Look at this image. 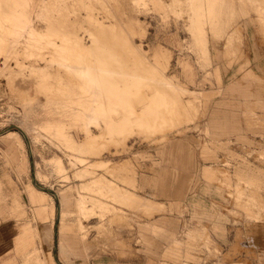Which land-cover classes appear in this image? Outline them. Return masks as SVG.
<instances>
[{
	"label": "rangeland",
	"instance_id": "374dc122",
	"mask_svg": "<svg viewBox=\"0 0 264 264\" xmlns=\"http://www.w3.org/2000/svg\"><path fill=\"white\" fill-rule=\"evenodd\" d=\"M252 32L264 47V0H0V135L30 161L0 148V264H264ZM32 182L57 206L46 258L39 236L17 239L40 223ZM115 184L157 207L119 201Z\"/></svg>",
	"mask_w": 264,
	"mask_h": 264
},
{
	"label": "crops",
	"instance_id": "0c3cea01",
	"mask_svg": "<svg viewBox=\"0 0 264 264\" xmlns=\"http://www.w3.org/2000/svg\"><path fill=\"white\" fill-rule=\"evenodd\" d=\"M257 37L254 36V33L252 32V40L251 45H249V56L251 58V60H253V65L259 67L262 71H264V47L262 45H260L257 42ZM249 62V60H248ZM252 74H255L253 71H251ZM192 91V90H191ZM205 97H210V94H204ZM5 135H0V148L4 150V152L6 153V155L8 156V158L15 163V165L17 166V168L19 170L22 169H29L30 168V161L25 157V154L18 142V140L15 138L14 139V143L12 145H9L7 143H5L3 141ZM111 161V160H110ZM107 163L109 162V159L106 160H102V159H96L95 163ZM129 163L127 162L126 164L120 166V170L121 171H126L129 167ZM205 174L209 175V176H214L215 175V171L211 168L210 165H206L205 166ZM244 172V171H242ZM241 172V173H242ZM47 176V175H46ZM247 178H249L250 180L253 181H258L259 180V175L256 172H252V173H247L245 175ZM100 178H105L103 175L98 176V179L100 180ZM107 180L110 182L111 184V180L109 178H107ZM103 181V180H102ZM33 187L27 189V194L28 197L30 199V201L32 202V204L35 206V208L37 209V214L39 216L40 219V223L34 227L32 224L27 223L26 225L23 226V229L21 231V233L18 235L17 239L20 242V244L28 246V245H34L36 239V235L40 237L41 242L43 244L42 248L44 250V255L43 257L46 258V252L48 253V251L51 252L52 249V233H53V223L52 220L55 219V215H56V211H57V206L55 204V206H52V196L51 194L48 193V191L43 190L42 188L37 187L33 182ZM121 187L119 185L115 184V188L111 187V188H107L108 193H112L113 196H115L116 199H118L119 201L121 200H126V202L128 200L134 199L136 201H139V203L144 204L145 206H147L148 208H155L157 207V203L156 202H152L150 199H143V197L138 196V195H134V193L126 190V189H120ZM118 190V191H117ZM57 196H58V200H59V207H58V212L60 210V213L63 214L64 211H69L67 208H65V205H67V202L69 200V194L67 193V191H56ZM199 194H197L196 196H192L189 197L188 201H194L195 199H197ZM207 201H210L211 197H201ZM202 199V200H203ZM77 207L78 209H81V206L79 204V201H76ZM86 206V205H85ZM89 207L86 206L85 207V211H87L86 209H88ZM110 209V208H109ZM89 210V209H88ZM210 213H213L214 216H217L219 213L217 212H213L212 210H208ZM59 214V213H58ZM61 224V221H60ZM60 227V232L64 233L65 231H62L61 228L63 227L62 225H59ZM250 232L253 236H255L256 240H258V242L260 241V246L263 247L262 249H264V225L260 224H252L250 226ZM65 240L64 238H60V240L57 243V247L59 248V243L61 244V247L63 248L65 245ZM148 245H150L151 251L154 254H157V250L154 249V243H152V241H149ZM148 248V247H147ZM39 248L35 247L33 251H31L32 253H35V251H38ZM171 253V255H178L180 250L178 248V246L175 244L173 245L166 253ZM23 254L25 252H22ZM52 260L54 262H56L55 258L53 257ZM50 261V260H49ZM119 263H124L123 261H119L117 260ZM143 264V263H142Z\"/></svg>",
	"mask_w": 264,
	"mask_h": 264
},
{
	"label": "bare ground",
	"instance_id": "6f19581e",
	"mask_svg": "<svg viewBox=\"0 0 264 264\" xmlns=\"http://www.w3.org/2000/svg\"><path fill=\"white\" fill-rule=\"evenodd\" d=\"M118 92V91H117ZM143 102V101H142ZM124 123V122H123ZM122 123V125H124ZM50 163H51V165L54 167V169L56 170V171H59L60 170V168L62 167V162L59 160V159H56V160H50ZM54 170V171H55ZM63 171V170H62ZM37 186V185H36ZM38 187V186H37ZM39 188H42L43 190H45V188H43V187H39ZM46 191V190H45ZM57 261V260H56ZM58 264H59V262H57Z\"/></svg>",
	"mask_w": 264,
	"mask_h": 264
}]
</instances>
